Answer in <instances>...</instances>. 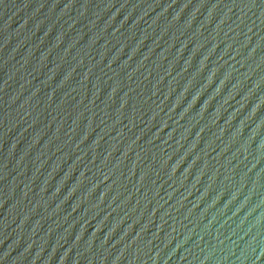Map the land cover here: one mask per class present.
I'll return each instance as SVG.
<instances>
[{"label":"water","instance_id":"1","mask_svg":"<svg viewBox=\"0 0 264 264\" xmlns=\"http://www.w3.org/2000/svg\"><path fill=\"white\" fill-rule=\"evenodd\" d=\"M0 264H264V0H0Z\"/></svg>","mask_w":264,"mask_h":264}]
</instances>
